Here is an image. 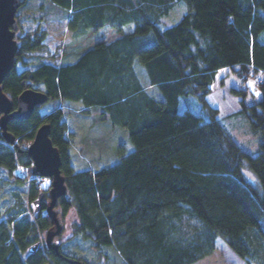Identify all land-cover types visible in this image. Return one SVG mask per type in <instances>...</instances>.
<instances>
[{
    "label": "trees",
    "instance_id": "1",
    "mask_svg": "<svg viewBox=\"0 0 264 264\" xmlns=\"http://www.w3.org/2000/svg\"><path fill=\"white\" fill-rule=\"evenodd\" d=\"M20 1L18 22L38 25L16 32L15 65L2 89L14 108L24 90L40 87L53 105L45 115L41 106L27 120L10 121L12 142L0 128V169L31 189L30 201L18 198L0 208V264H97L67 253L60 243L52 250L42 237L54 228L47 214L51 184L44 186L34 174L28 148L45 123L68 188L55 205L58 217L74 212V233L98 253L115 247L126 264H193L211 255L222 238L248 264H264V0ZM181 1L187 11L162 28V17ZM51 18L67 19L74 38L105 27L120 36L98 42L73 63L31 68L33 54L56 59L45 42L43 23ZM130 24L134 29L125 32ZM139 62L160 98L149 93ZM222 69L242 86L231 89L240 98L237 113L262 134L256 154L238 144L208 101ZM251 77L261 98L248 104ZM184 96L199 100L200 114L179 110ZM72 102L82 103L86 114L98 108L113 126L126 128L133 150L100 170H76L62 109Z\"/></svg>",
    "mask_w": 264,
    "mask_h": 264
},
{
    "label": "rangeland",
    "instance_id": "2",
    "mask_svg": "<svg viewBox=\"0 0 264 264\" xmlns=\"http://www.w3.org/2000/svg\"><path fill=\"white\" fill-rule=\"evenodd\" d=\"M188 6L185 1L178 2L172 11L162 17L160 25L162 28L170 27L176 24L187 11ZM65 18H51L43 25L48 31L46 44L49 53L56 56L52 61L46 54H33L29 59L30 67L33 68L40 62H75L88 49L94 47L98 42H112L120 34L111 27L102 28L98 32H92L87 37L72 36ZM19 27H22V33L34 30L37 23L22 20ZM134 29L130 24L124 27L125 32ZM18 32V31H17ZM264 41V34L262 35ZM137 70L142 80L146 83L145 67L139 62ZM251 93L247 95L245 101L252 104L260 100L259 91L256 89V81L249 78L247 81ZM242 86L233 76L231 70L219 71L216 81L212 86V92L208 96L209 103L217 107L220 111V119L230 134L238 144L248 153L256 154L262 141L261 132L252 130L249 120L242 113H237L240 109V98L231 93L232 88H241ZM43 88L40 87L39 90ZM149 93L157 98L161 93L157 88H148ZM53 105V101L46 103L40 109V114L45 115ZM65 114V120L68 126V134L71 140V153L73 154V164L76 170L92 171L100 170L103 167L110 166L121 160L128 152L133 150V144L130 141L126 128L113 126L109 118L104 119L102 111L98 108L91 109L89 114L82 113L84 105L80 102H72L62 106ZM179 110H191L196 114L201 113V103L195 96H184L180 100ZM1 115V113H0ZM33 142V141H32ZM26 170L21 169L24 175ZM249 176L253 175L246 170ZM43 185L51 184V178L41 177ZM29 184L17 185L8 176L7 172L0 169V208L4 209L12 205L16 199L28 202L31 200ZM34 207V204H33ZM75 220L74 212L68 214L62 222V232L60 237H55L53 241L60 243L63 249L69 254L83 256L85 259L94 261L97 264H126L115 247H106L101 252L95 251L91 243L77 236L73 230ZM61 232V233H62ZM59 235V234H58ZM43 239L46 240V234ZM215 252L196 264H248L238 254H236L222 238H218ZM259 264V263H253Z\"/></svg>",
    "mask_w": 264,
    "mask_h": 264
},
{
    "label": "water",
    "instance_id": "3",
    "mask_svg": "<svg viewBox=\"0 0 264 264\" xmlns=\"http://www.w3.org/2000/svg\"><path fill=\"white\" fill-rule=\"evenodd\" d=\"M21 6L20 0H0V128L8 142H12L11 133L8 132L10 121H24L29 119L37 107L45 105L49 98L43 90L29 88L24 90L18 97L17 107L14 108L13 101L2 89V82L15 65V54L18 49L16 32L19 23L16 13ZM51 125H41L35 134V138L28 148V154L33 159V172L39 177L51 178L49 191L50 202L47 214L54 223V228L46 233V245L52 250H58L59 244L54 238L62 231V222L58 217L55 205L59 197L68 193L66 178L61 173V156L57 147L53 145L50 138ZM44 199L41 192L34 200L35 209L38 210ZM38 244L29 248L31 253L35 252ZM50 264V263H45Z\"/></svg>",
    "mask_w": 264,
    "mask_h": 264
},
{
    "label": "crops",
    "instance_id": "4",
    "mask_svg": "<svg viewBox=\"0 0 264 264\" xmlns=\"http://www.w3.org/2000/svg\"><path fill=\"white\" fill-rule=\"evenodd\" d=\"M68 22V21H67ZM223 70H226V69H222V70H220V72L221 71H223ZM148 84V83H147ZM213 86V85H212ZM147 88H151V86L148 84V86H147ZM220 116V115H219ZM219 242V240H218V238H217V240H216V245H217V243ZM214 252H215V250H214ZM210 256V255H209ZM208 257V256H207ZM206 257V258H207ZM205 258H203V259H201V260H199V261H202V260H204ZM198 262V261H197ZM197 262H195V263H193V264H196Z\"/></svg>",
    "mask_w": 264,
    "mask_h": 264
}]
</instances>
